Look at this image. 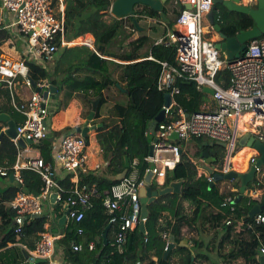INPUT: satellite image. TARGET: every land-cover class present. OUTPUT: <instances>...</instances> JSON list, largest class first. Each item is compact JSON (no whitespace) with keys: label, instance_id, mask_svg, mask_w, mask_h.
<instances>
[{"label":"trees","instance_id":"obj_1","mask_svg":"<svg viewBox=\"0 0 264 264\" xmlns=\"http://www.w3.org/2000/svg\"><path fill=\"white\" fill-rule=\"evenodd\" d=\"M113 2L114 0H64L68 39L91 34L94 37L93 50L86 46L67 47L63 49L64 54L59 62L54 63V60L45 67L25 58L30 68V78L35 83L48 80L57 88L56 95L63 94L65 104L68 105L69 101L76 96L88 105V116L92 110V102L99 100L92 123L95 124L98 121L97 125H102L95 130L96 139L108 165L101 174L80 173V185L90 187L95 185L96 194L91 197L90 207L86 210L85 218L81 223H69L65 227H60L64 237L57 242L60 247L57 253L63 255L64 262L67 264L204 263L211 260V255L202 249L203 241L196 239L194 243L196 251L177 246L165 260L166 242L162 239V234L169 231L171 236L175 237L177 244H180L183 241V230L192 227L197 219L199 220L208 212V209H215L216 211L213 210L215 213L211 211L209 217L214 221L215 229L220 228V238L213 249L207 247L208 252H216L222 264H237L239 258H244L245 264H261L258 258V243L254 235L239 221L242 218L246 221L252 220L249 216L250 211L253 207L262 205L264 193L250 203L244 197L235 205V211L231 212L229 208H223L222 205L226 198H231L233 203L239 196L240 180L233 181V185L238 189L236 193H220V186L225 180L218 182L210 190V183L205 178H198L194 166L185 158H182L174 169L168 170L165 184V187H168L174 181H182V195L166 194L149 205V217L146 223L127 232L122 252H118L111 246L119 230L116 224L108 232L109 243L104 246L103 235L110 224V215L103 207V194L131 176L134 170L132 165L136 160L139 161L137 169L140 177H143L148 165L145 158L150 148L146 132L148 126L162 111L165 103L164 94L157 87L162 71L161 63H177L176 46L156 45L155 41L146 53H141V50L148 40L135 48L127 46L126 41L134 34L143 36L145 32L137 31L133 24V17L120 19L114 17L110 13ZM140 14L148 15L146 12ZM213 16L215 24L220 26L221 32L227 37H234L241 31L250 30L256 25L250 15L229 11L226 7H220L219 4L215 5ZM138 22L140 27H144L140 18ZM172 23L175 25V22L171 21ZM10 37L8 30L0 28V47ZM221 41L222 39H219L217 43ZM216 80L226 88L230 86L231 75L227 63L219 71ZM178 86L181 89V94L177 97L179 106L187 114L199 111L208 95L199 90L194 83L180 82ZM112 88L120 96L114 101L106 95V92ZM1 99L7 101L4 106L0 104L1 112L10 115L17 125L22 123L24 116L13 107L11 94L4 87L0 88ZM15 100L19 103L18 94ZM4 125L6 124L0 122V126ZM69 131H71L70 128H67V132H64ZM52 134L59 135L56 132ZM198 141L202 144L199 145L200 151L197 155L202 158V153L206 150L203 147L205 141ZM87 143H90L89 137H87ZM33 147L40 150L46 162L51 161V146L42 144L33 145ZM207 148L211 156L216 158V164L220 163L218 156L222 150L214 146L217 154H212L211 147ZM18 154L19 150L12 139L4 135L0 140V167L12 173ZM126 157L129 158L130 167L126 166ZM22 178L21 186L13 183L5 191L0 192V264H20L19 254L12 246L26 237L38 236L45 231L46 224L52 227L48 217L49 211L46 209L43 217L28 219L22 227L21 234H17V228L14 225L17 213L10 207V202L20 191L39 194L43 186L40 176L30 170H24ZM71 180L72 174H66L60 181L64 188L65 201L69 199L74 189V183ZM153 188H157L156 184ZM185 202H189L195 209L197 214H194L193 218L186 214ZM61 206L54 209L53 215L56 221L62 216ZM228 217H232L234 221L230 226L224 223ZM80 229L83 231L82 235L78 233ZM259 232L264 234V225L259 227ZM90 242L96 244L94 251L88 249ZM77 245L82 246L83 249L74 251ZM227 246L232 247L230 251L225 252ZM175 256L179 257L177 262L174 261ZM42 264H49V262Z\"/></svg>","mask_w":264,"mask_h":264},{"label":"built area","instance_id":"obj_2","mask_svg":"<svg viewBox=\"0 0 264 264\" xmlns=\"http://www.w3.org/2000/svg\"><path fill=\"white\" fill-rule=\"evenodd\" d=\"M170 1L167 6L171 9L167 7V10L176 16L175 25L172 27L173 30H167L165 36L158 39L155 44L177 47V63L162 62V71L157 83L158 90L163 94L169 93L172 102L169 106L165 103L162 106L165 120L150 124L151 133L154 135V141L150 145L154 150L153 156L148 154L145 158L148 165L143 177H140L137 169L139 161L136 160L132 165L134 170L131 176L103 194V207L110 215V223L119 227L116 239L111 244L118 252L123 251L127 232L141 224L144 225L147 221L141 217L140 190L148 185L145 181L148 173H153L152 187L156 184V190H162L166 188L168 170L174 169L182 158H185L194 166L197 177L205 178L211 184L214 182V176L204 167L208 164L203 157L197 160L191 156L188 149L190 142L204 140L222 150L223 161L214 164V172L222 175L230 172L246 173L260 157L259 152L254 148L240 147L239 141L242 136L250 134L255 140L264 144V36L248 44L243 56L226 62L231 75L230 86L226 88L216 80L225 64L219 60L217 42L205 41L203 38L206 30L203 19L214 7L215 0H168ZM244 3L248 5L246 0H241V4ZM253 3L248 6L257 9L258 0H254ZM65 8L64 0H0V15L10 14L14 20L11 26H5L4 21L0 19V28L6 30L13 28L12 30L17 31L27 43V51L22 58H14L0 47L1 88L9 90L13 107L24 116V121L17 125V138L12 141L18 148L19 154L21 148L18 139H23L25 142L32 141L33 145H42L44 140H48L51 146L50 162H46L41 154L26 160H22L18 154L12 173L0 167V177L8 179L13 175L15 182L20 186L23 184L24 170L35 172L43 182L38 196L20 191L9 204L17 213L14 225L18 235L21 234L22 227L27 221L24 220L25 218L32 215L42 216L46 209L49 211L53 194L57 197L51 207L52 215L54 209L62 203V216L69 211L67 224L81 223L85 218L86 210L90 207L91 197L96 194V188L95 185L91 187L80 185V173L88 174L108 165L104 160L102 163L95 162L93 167L91 166L90 143L88 144L87 138L82 137L81 134L76 132H68L60 136L52 134L53 131L49 129L47 122L50 115L49 98L45 99L36 92L30 81V68L25 58L45 67L55 60L60 50L75 44L68 39ZM138 15L149 23L163 25L160 15L156 20L148 15ZM81 43L90 45L89 39L78 40L76 44ZM20 80L23 86L32 90V93L27 99L18 103L15 100L17 94L14 88ZM180 82L194 83L202 92L204 88L211 89L214 92L212 96L210 95L213 104L203 103L199 111L187 114L177 101V97L181 94L178 86ZM36 84L45 91H49L52 86L48 80H41ZM246 116H250L248 120L245 119ZM147 135H149L148 131ZM216 142L224 143L226 146L221 147L216 145ZM31 146L28 145L26 150ZM198 148L199 153L200 146ZM245 150L250 153L246 157V169L239 171L235 167L234 159ZM58 171L72 174L74 189L67 201L63 199L64 188L60 183ZM227 183L231 185L227 189L220 187V193L238 191L233 181H225L222 184ZM263 193L264 166L257 168L255 179L248 186L244 197L250 203ZM222 207L229 208L231 212L235 211L231 198H226ZM233 222L232 217H228L224 223L230 226ZM239 222L254 235L258 243V258L264 257V234L259 232V227L264 225V214L256 215L251 221L242 218ZM54 232L51 231L50 224H46L45 231L38 235L39 239L34 249L30 251L23 249L27 257L20 264H37V259L52 262L55 253L59 250L57 242L64 237L63 231L60 234ZM78 233L82 235L83 231L80 229ZM170 238L169 231L162 234V239L166 242L165 249L170 243ZM188 245L189 248L194 247L193 241L188 240ZM95 248L94 242L88 244L89 251H94ZM82 249L83 247L79 245L74 247L76 252Z\"/></svg>","mask_w":264,"mask_h":264},{"label":"water","instance_id":"obj_3","mask_svg":"<svg viewBox=\"0 0 264 264\" xmlns=\"http://www.w3.org/2000/svg\"><path fill=\"white\" fill-rule=\"evenodd\" d=\"M168 0H114L112 6H111V14L116 18H127V17H133V24H135L136 29L138 32H141L144 30V28L140 27L137 16V10L135 9L138 5H143L145 7H148L152 9L154 12H157L160 15V19L164 24L170 25L171 20L166 16L164 13V6L167 4ZM217 4H223L229 11L238 12L242 14H248L250 15L256 25L246 31H241L234 37H227L221 32V28L218 24H215L214 21V10L215 5ZM190 8V6H187ZM208 20L210 21L211 25L213 26V29L218 34L219 39H222L221 42L216 44V47L219 50L226 51L228 60L232 61L233 59H238L241 56H243L247 51L248 44L253 41L261 38L264 36V0H258V8L252 9L250 7H247L245 5L241 4V0H215L214 7L212 10L206 15ZM176 30V28H174ZM179 33V31H176ZM32 88L40 93L42 96H44L45 99H48L51 95L57 94V88L55 86H51L49 91H45L37 87V84L30 78ZM119 86V85H118ZM1 88V85H0ZM125 91V90H123ZM203 92L208 95H213L214 92L209 88H204ZM164 100L165 105L169 106L172 102L171 95L169 93L164 94ZM99 105V100H95L92 102V110L88 116L89 121H93L97 108ZM165 120V112L162 110L156 117L155 121L158 123H161ZM0 122L5 123L8 127L1 132L0 134V140L1 138L6 135L10 139L14 140L17 138V124L14 120H12L11 116L6 113H1L0 108ZM102 125H95V126H88V127H77L76 133L81 134L82 137L87 138L88 133L95 131L96 129L100 128ZM18 144L21 149L25 150L28 145H33L32 141H24L23 139H18ZM44 145H50V142L48 140H44L42 142ZM212 144V143H211ZM210 143L205 142L203 143V147L206 148V150L203 151L202 157L206 160V163L208 165H205L204 167L209 172V174L214 176V182L210 184L209 189L211 190L218 182L221 181H234V180H240V190H239V196L235 198L233 201V205H237L245 196L246 190L248 186L254 181L257 168H260L264 166V144L260 141L255 140L254 137H252L250 134H245L241 137L239 141L240 147L248 146L250 148H254L257 150L260 154V157L257 159L254 166L250 168V170L246 173H237V172H230L228 174L222 175L217 174L214 172V164L216 163V158L211 156L210 151L207 147L211 146ZM216 145H219L221 147H225L226 145L224 143L216 142ZM153 150L154 147L150 145L149 148V155L153 156ZM126 166L130 167L129 158L126 157ZM10 179L14 181V176L11 175ZM152 180H153V173L150 172L145 177V181L147 182V186L145 188H142L140 190V203L142 205L141 207V217L143 219H148L149 212H148V206L151 205L153 202H155L157 199L163 197L166 194H177L182 195V189H183V182H172L170 185L162 190H156L152 187ZM36 196L39 194L34 193ZM56 194H53L50 199V208H49V215L48 217L51 220L52 227L51 231H56L54 234H60L61 230L60 227L67 224V215L69 214V211H66L64 215L56 221L54 216L51 212V207L54 205L56 200ZM264 211V199L262 205H258L252 208L250 211V218H254L256 215L261 214ZM43 216L41 215H32L28 216L24 220L28 219H39ZM143 225V224H141ZM112 227V224L110 223L108 227L104 231L103 235V244L104 246H107L108 241V232L110 231ZM143 228V227H142ZM143 230V229H142ZM177 246L185 249H190L188 245V240H183L180 244H176L175 237L171 236L170 243L165 251L164 259L167 260L170 253L173 249H175ZM25 258L27 257V254L25 253ZM37 264L47 263L46 259H37ZM261 264H264V257L261 258Z\"/></svg>","mask_w":264,"mask_h":264},{"label":"crops","instance_id":"obj_4","mask_svg":"<svg viewBox=\"0 0 264 264\" xmlns=\"http://www.w3.org/2000/svg\"><path fill=\"white\" fill-rule=\"evenodd\" d=\"M242 5H245V6L249 7L245 3L242 4ZM165 7L166 6H164V8ZM250 7H252V6H250ZM138 14H139V12L137 10V16H138V18H140ZM0 19L2 21H4V25L5 26H11L10 24L14 22V20L12 19V16L10 14H7V13L6 14L4 13V14L0 15ZM140 20L142 22V25L144 26V27H142V28H144V30H142V31L145 32V35L142 36V35H140L138 33L134 34V36L132 38H130V39H128L126 41V45L130 46L131 48H135L136 46H138V45L142 44L143 42H145L146 40H148L147 43L145 44L144 48L141 50V53H146V52H148L150 50V47L152 45L151 41L153 40V37L151 36V34H152L151 31H149L147 26L144 25L148 21H146L145 18H140ZM162 28L165 29L164 27H162ZM12 29L13 28H11V30H8L9 32H12V33H10V35H11L10 39L8 41H6L1 46V49L3 51H5V52L11 54L14 58H19L20 56L17 55L16 51H10L11 48L15 47L20 52L21 51L24 52V49H25V53H26V51H27V43L24 44L25 39L22 36H20L17 31H14ZM155 35H157V34L154 33V36ZM85 39L86 40L89 39L90 45H85V44H82V43L81 44H76L78 40L84 41ZM213 40H215L217 42L219 40V37L216 36ZM70 41L74 42L75 44L69 46L68 48H74L76 46H86V47L91 48L92 50L94 49V47L92 45V43L94 42V37L91 34H85V35H82V36H80V37H78L76 39H72ZM63 54H64V50H60V52L55 57L54 63L55 62L56 63L59 62V60H60V58L62 57ZM19 84H22V83H19ZM119 87H120V85H119ZM123 92H125V91H123ZM31 93H32V90L27 88V87H25V86H23V84H22L21 87L19 88L18 97L22 101V100L27 99L31 95ZM106 95L109 96L112 100L120 98L119 94L116 92V90L114 88H112V89H110V91L106 92ZM56 96H58V99L60 101L65 103L63 94L56 95ZM50 97H49V100H50ZM0 102H1L0 104H2L4 106L7 101L5 99H1ZM72 103L73 104H77L79 106V108L81 110V115L72 116L75 113L74 108H72L73 107ZM63 111H64L65 115H67V116L71 115L69 117L68 121L64 120V123H63V126H69L68 128H70V130H71V131H69L70 133L71 132L72 133L76 132V128L77 127L84 128V127H88V126L97 125V123H98V121H97V123L93 124L92 123L93 121H89L88 120V116H89V115L87 116V114H88V105L86 103H84L82 100H80L79 98H77L76 96H74L73 99L71 101H69L67 109H64ZM1 113H3V112H1ZM48 120H49V117H48ZM7 127H8L7 125L0 126V134ZM88 137L90 139L89 153H90V155L92 157V159L90 160V163H91V166L93 167L95 162L96 163H102L105 159H104L101 147H100V145H99V143H98V141L96 139V132L95 131L89 132L88 133ZM188 149L190 150L191 154H194V157L197 160L200 159L197 156L199 148H198V146L196 145L195 142H194V145L192 146V148L188 147ZM33 153H36V154L34 155ZM39 154H41L40 150L35 149L33 147V145H32L31 147H29V150L21 149L19 155H20L22 160H26V159H29V158L37 157ZM243 156H245L244 157L245 159L242 160L241 157H243ZM246 157H247L246 154H242V155L240 154L239 156H237L234 159V162L238 163V164L239 163H243V162L246 161ZM240 160H242V161H240ZM103 170H105V168H102V169H100L98 171H91L90 173L101 174V172ZM239 171H242V170H239ZM90 173H88V174H90ZM58 175H59V177L61 179H63L66 176V173H64L63 171H58ZM0 179L4 180L3 182L0 181V192L5 191L10 185H12L13 183H16L15 180L12 181L10 178L6 179V178L0 177ZM184 206H185L186 214L189 215V217L193 218L194 214H197L195 212V209L193 208V206L189 202H185ZM213 210H215V209H213ZM213 210L208 209L207 210L208 212H206L203 216H201V218H199V220L197 219V221L195 222V224L192 225V227H187V228H185L183 230V240H192V238H195L196 240L203 241L202 242L203 244L201 245V247L204 250V252L208 253L209 255H212V251H211V253H210V251L208 252V248L207 247L209 246L210 249H213L219 243V238H220V233H219V231H217L218 228L215 229L214 221L212 219H210V217H209V213L211 211H213ZM38 239H39V236H35V237H32V238L26 237V238L20 240L17 245L12 246V248H14V250L17 251V253L19 254V259H18L19 262H21L25 258L23 249L26 248L28 251L34 249L35 244H36ZM195 239H194V241L192 240L193 243H195ZM176 244H177V242H176ZM230 247H232V246H230ZM190 249L193 251V250H196V247H191ZM261 258H260V262H261ZM155 260L156 259H154V261ZM177 260H179V257L175 256L174 257V261L177 262ZM8 261H10V260H8ZM221 261L222 260H220V258L218 257V259H215V261L209 260V261H205L204 263H199V264H222ZM236 263L237 264H245V259L244 258H239ZM49 264H67V263L64 262L63 255L58 254L56 252L52 262H50Z\"/></svg>","mask_w":264,"mask_h":264},{"label":"rangeland","instance_id":"obj_5","mask_svg":"<svg viewBox=\"0 0 264 264\" xmlns=\"http://www.w3.org/2000/svg\"><path fill=\"white\" fill-rule=\"evenodd\" d=\"M168 3H171V1L170 2H167V4L165 5L166 7L164 8V13L166 14V16L172 22H175L176 16L174 14H172L173 12H170L169 10H167V7H168V9H171V8H169L170 6H167ZM253 4H250V5H253ZM219 5H220V7H222V6L225 7L223 4H219ZM135 9L138 10L139 14L142 13V12H146V14H148V16L152 17L155 20H156L157 17H159V15H158L157 12H154L150 8L145 7L143 5H138ZM108 20H110V19L108 18ZM144 25H146L147 28H148V30L151 31V33H152L151 36L153 37V40L151 41V43L157 41L161 36L165 35V33H167V30L168 31L169 30H173L172 27H174L173 23L170 24V25H167V24H164V23H163V25L162 24L160 25V24H157V23H154V22H150V23L149 22H146V24H144ZM153 26H155L156 28H154ZM203 26L206 28L205 33L203 35V38H204L205 41H211L216 36H218V34L213 29V26L211 25V23H210V21L208 20L207 17L203 19ZM162 27H164L165 29H163ZM162 30H164V32ZM154 33H156L157 35L154 36ZM162 33H163V35H162ZM257 40H259V39H257ZM25 43H26V41H24V44ZM10 51H16L17 52V55L20 56L19 58H22V56L25 54V49H24V52L23 51L20 52V51L17 50V48L12 47ZM219 60L222 61V62H224V63L227 62L228 56H227L226 51L219 50ZM19 83H21V80H20ZM19 83L18 84L16 83L15 88H14L16 94H18L19 88L21 87V85ZM204 103H212L213 104L212 97L210 95H208L205 98ZM48 106H49V111H50L49 120H47L48 127H49L50 130H52L53 132L58 133L59 134L58 136H60V135L64 134L65 132H67V128L69 127V126H63L64 120H67L68 121L69 117L71 116V115L70 116L65 115V113L63 111L64 109H67V106L68 105L65 104V103H63L62 101H60L58 99V96H56V95L53 94L50 97ZM72 106H73L72 108H74V110H75V113L72 116H74V115H81V110H80L79 106L77 104H73V103H72ZM246 117L249 118L250 116H246ZM150 126L151 125L148 126V130L147 131L149 132V135H147V137L149 139V142L152 143L154 141V135L151 133L152 132V128ZM195 143H196V145L198 147H199L200 144H202L198 140H195ZM193 145H194V142H190L188 144V147L189 148H192ZM211 153L212 154H217V150H215L213 143L211 144ZM33 154L35 155L36 153H33ZM240 154L241 155L242 154H246L247 156H249L250 153L248 152V150H245V151L241 152ZM191 156H194V155L191 154ZM223 157H224V154L223 153H220V155L218 156V160H219L220 163L223 161ZM245 166H246V161L243 162V163H239V164L238 163H235V167L238 170L244 171L245 170ZM0 181L3 182L4 180L3 179H0ZM230 185H231V183H227V184H222L220 187H222L223 189H227L228 186H230ZM62 227H65V225L62 226ZM219 230H220V228L217 229V231H219ZM194 239L195 238H192L193 241H194ZM230 249H231V247L230 246H227L225 252L230 251ZM194 251H196V250H194ZM210 258L213 261H215V259H218L216 252H213L212 251V255H211Z\"/></svg>","mask_w":264,"mask_h":264},{"label":"bare ground","instance_id":"obj_6","mask_svg":"<svg viewBox=\"0 0 264 264\" xmlns=\"http://www.w3.org/2000/svg\"><path fill=\"white\" fill-rule=\"evenodd\" d=\"M253 2H254V0H246V3H247L248 5L253 4ZM245 119L248 120L249 118L246 117ZM244 157H245V156L241 157V159H242V160L245 159ZM242 160H240V161H242Z\"/></svg>","mask_w":264,"mask_h":264},{"label":"clouds","instance_id":"obj_7","mask_svg":"<svg viewBox=\"0 0 264 264\" xmlns=\"http://www.w3.org/2000/svg\"><path fill=\"white\" fill-rule=\"evenodd\" d=\"M51 96V95H50Z\"/></svg>","mask_w":264,"mask_h":264},{"label":"flooded vegetation","instance_id":"obj_8","mask_svg":"<svg viewBox=\"0 0 264 264\" xmlns=\"http://www.w3.org/2000/svg\"><path fill=\"white\" fill-rule=\"evenodd\" d=\"M248 47V46H247Z\"/></svg>","mask_w":264,"mask_h":264}]
</instances>
